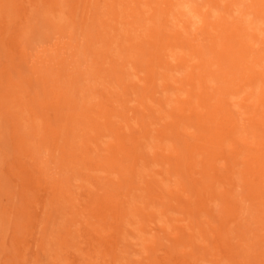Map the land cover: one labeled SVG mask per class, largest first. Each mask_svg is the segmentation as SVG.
<instances>
[{
	"label": "rangeland",
	"instance_id": "1",
	"mask_svg": "<svg viewBox=\"0 0 264 264\" xmlns=\"http://www.w3.org/2000/svg\"><path fill=\"white\" fill-rule=\"evenodd\" d=\"M215 1L0 0V264H264V16Z\"/></svg>",
	"mask_w": 264,
	"mask_h": 264
},
{
	"label": "bare ground",
	"instance_id": "2",
	"mask_svg": "<svg viewBox=\"0 0 264 264\" xmlns=\"http://www.w3.org/2000/svg\"><path fill=\"white\" fill-rule=\"evenodd\" d=\"M233 2H231V0L227 3V4H229V5H225L226 7H228V9H230L229 7H231L232 5H233V3L235 4V0H232ZM239 1V0H238ZM215 2H217V0L215 1ZM253 2V1H252ZM251 2V3H252ZM256 2V4L258 5H256V12L258 13V14H261V16H264V0H256L255 1ZM237 3V2H236ZM254 3V2H253ZM195 4V3H194ZM238 4V3H237ZM239 4H241V2H239ZM245 4V3H244ZM58 5V4H57ZM136 5V4H135ZM248 5V4H247ZM33 6V5H32ZM248 6H250V5H248ZM242 7V6H241ZM247 7V6H246ZM246 7L245 8H243L242 10L243 11H246ZM159 11V10H158ZM226 12H228V11H226ZM230 12V11H229ZM160 13V12H159ZM166 13V12H165ZM245 13V16H246V14L248 13L247 11L246 12H244ZM256 13V14H257ZM232 15V14H231ZM242 15H244L243 13H242ZM225 17H227V16H225ZM25 18V17H24ZM245 18H247V17H245ZM258 18V17H257ZM256 18V19H257ZM232 19L234 20L235 18H231V20H228V18H224V20H225V22H226V26H224V27H222V28H227V29H231V27L230 26H232ZM227 20H228V22H227ZM259 20V19H258ZM242 21V20H241ZM241 21L239 20V22L241 23ZM247 21V20H246ZM255 21V20H254ZM235 22V21H234ZM253 22V20L251 21V23ZM197 23V22H196ZM246 23V22H245ZM249 23V22H248ZM256 23V22H255ZM189 24V23H188ZM194 24V23H193ZM241 24H243V23H241ZM257 24V23H256ZM224 25V24H223ZM236 26V25H235ZM241 26V25H240ZM259 26V25H258ZM238 27H239V25H238ZM238 27L236 26L234 29H236V30H238ZM242 27V26H241ZM244 27V26H243ZM198 28V27H197ZM261 28V27H260ZM263 28V27H262ZM262 28H261V30H262ZM233 29V28H232ZM239 29H240V27H239ZM187 30H188V28H187ZM201 30H203V29H201ZM235 30V31H236ZM259 28H255V26H251L250 27V29H249V31L251 32V35H256L257 36V38L258 39H260L261 40V42L260 43H257L258 42V40H256L255 38H254V42H253V46L251 47V48H253L254 47V51L253 52H255V53H253V56L254 57H257V58H263V60H264V47H263V44H264V34H262V31H261ZM190 31V30H189ZM225 31H227V30H225ZM231 31V30H230ZM234 31V30H233ZM239 31V30H238ZM238 31H236L237 33H238ZM191 32V31H190ZM221 33H222V31H220ZM250 32H249V35H250ZM233 33H235V32H233ZM54 34V33H53ZM178 34V33H177ZM192 34H194V33H192ZM201 34V33H200ZM236 34V33H235ZM234 34V35H235ZM232 36H233V34H232ZM259 36V37H258ZM193 37H195L196 39H195V41H194V43H196V42H198V41H196V40H199L200 38H197L198 37V34L196 33L195 35H193ZM192 37V38H193ZM214 37V36H213ZM249 37V36H248ZM207 39V38H206ZM227 39V38H226ZM246 39H247V37H246ZM249 39V38H248ZM247 39V40H248ZM203 40V39H202ZM204 41V40H203ZM238 42V41H237ZM247 42H250L251 44H252V42L251 41H247ZM205 43V42H204ZM240 43V42H239ZM263 43V44H262ZM198 44V43H197ZM234 44V43H233ZM232 44V45H233ZM235 44H238V43H235ZM203 45V44H202ZM209 47V46H208ZM216 47V46H215ZM240 47H243V46H240ZM197 48H199L198 50L199 51H197L199 54H201V52H202V46L200 47H197ZM209 48H212V46L211 47H209ZM217 48V47H216ZM238 48H239V46H238ZM208 49V48H207ZM233 49V48H232ZM231 50V49H230ZM230 50H229V52H230ZM209 51V50H208ZM228 51V50H227ZM240 51H241V48H240ZM243 51V50H242ZM247 51H249V52H251L250 51V49L249 50H247ZM224 52V51H223ZM221 54H222V52H221ZM225 54H228L227 52H225ZM224 54V56L223 57H225L226 59H229V57H228V55L226 56ZM230 54V53H229ZM218 55V54H217ZM232 55V54H231ZM219 56V55H218ZM234 56H232V59H234V61H235V58H233ZM244 57V56H243ZM247 57V56H246ZM219 58H221L220 56L218 57V59ZM251 58H253V57H251ZM217 59V60H218ZM226 59H225V61H226ZM247 59V58H246ZM255 59L256 58H254V59H251L250 60V62L252 61V62H254L255 61ZM159 60V59H158ZM203 58H200V60L199 61H201V63H203ZM230 60V59H229ZM241 60V59H240ZM254 60V61H253ZM261 60V59H260ZM236 61H237V59H236ZM236 61L235 62H233V61H230V62H233L232 63V65L229 67L228 65H227V63L225 62L224 64H225V67H226V69H227V67H228V75H230V76H236V74H238V73H236V70H237V68L240 70V68L239 67H234V63H236ZM246 61V60H245ZM257 61V60H256ZM215 62L217 63V61L215 60ZM239 62V61H238ZM251 62V63H252ZM258 63H259V60L257 61ZM261 62V61H260ZM215 63V64H216ZM222 63V62H221ZM251 63H250V66H252L251 65ZM206 64V63H205ZM209 64H211L210 62H209ZM219 64H217L216 66H218ZM244 65V64H243ZM243 65H242V67H243ZM248 65V64H247ZM167 66V65H166ZM207 66V65H206ZM185 67V66H184ZM210 67H212V64H211V66ZM219 67V66H218ZM248 67V66H247ZM261 67V66H260ZM213 68V67H212ZM221 68V67H220ZM245 68V67H244ZM250 68H252V67H250ZM204 69H206V71H204L205 73H201V75L200 76H197L198 78H200V80L201 81H203V83H205V82H207V81H205V77H206V75H210V77L212 76L211 74H210V69L208 68V67H206V68H204ZM261 69H262V67H261ZM72 70V69H71ZM218 71H217V73L219 72V69H217ZM238 70V71H239ZM242 70V69H241ZM240 70V74H241V72L243 71H241ZM260 70V69H259ZM221 71V70H220ZM249 71V70H248ZM250 71H251V69H250ZM223 72V71H222ZM213 73V72H212ZM220 73V72H219ZM68 74V73H67ZM252 74V73H251ZM250 74V75H251ZM254 74V73H253ZM260 74V73H259ZM261 74L263 75V72L261 71ZM217 75V74H216ZM248 75V74H247ZM238 76V75H237ZM241 76V75H240ZM258 76V75H257ZM217 77H218V75H217ZM256 77V76H255ZM260 75H259V79H260ZM211 78H213V77H211ZM214 78H216V77H214ZM220 78V77H219ZM226 78V77H225ZM231 78V77H230ZM235 78V77H234ZM253 78H254V76H253ZM256 79H258V78H255L254 80H256ZM229 80H231V79H229ZM253 80V79H252ZM205 81V82H204ZM215 81V80H214ZM226 81V80H225ZM235 81V80H234ZM218 82V81H217ZM230 82V81H229ZM260 82V81H259ZM221 83V82H220ZM232 83V82H231ZM230 84V83H229ZM234 85H235V82H234ZM250 85H252V84H250ZM230 86V85H229ZM231 86H233V84H231ZM219 87V86H218ZM227 87V86H226ZM234 88V87H233ZM255 103V102H254ZM184 120V119H183Z\"/></svg>",
	"mask_w": 264,
	"mask_h": 264
}]
</instances>
